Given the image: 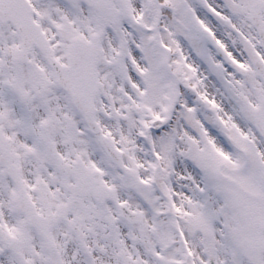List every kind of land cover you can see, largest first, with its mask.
<instances>
[{
  "label": "snow or ice",
  "instance_id": "6c2138e0",
  "mask_svg": "<svg viewBox=\"0 0 264 264\" xmlns=\"http://www.w3.org/2000/svg\"><path fill=\"white\" fill-rule=\"evenodd\" d=\"M0 264H264V0H0Z\"/></svg>",
  "mask_w": 264,
  "mask_h": 264
}]
</instances>
